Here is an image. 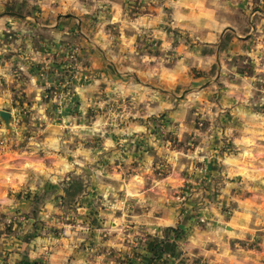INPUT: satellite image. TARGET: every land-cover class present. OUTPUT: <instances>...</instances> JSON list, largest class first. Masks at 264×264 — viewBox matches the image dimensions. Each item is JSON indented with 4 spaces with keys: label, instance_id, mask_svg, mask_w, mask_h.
Masks as SVG:
<instances>
[{
    "label": "crops",
    "instance_id": "obj_1",
    "mask_svg": "<svg viewBox=\"0 0 264 264\" xmlns=\"http://www.w3.org/2000/svg\"><path fill=\"white\" fill-rule=\"evenodd\" d=\"M8 1L0 0V4L6 6ZM209 2L218 5L210 7ZM14 5L20 10L21 16L0 17V37L5 36L4 30L8 25H13L15 30L14 35L5 37L14 38L7 40V49L11 54L6 56V49H3L8 60L0 53V110L10 105L13 109L27 106L30 115L25 121L19 122L25 124L30 134L36 133L35 136H28V144L34 145L36 140H39L38 143L44 142L48 149L43 151L56 156L53 165L42 166L39 170L49 179L42 180V195L38 201L31 202L28 199L18 203L27 212L38 209V217L47 216L58 209L65 219L73 217L76 223V228L65 232L67 236L63 238V245L52 255V264H65L64 260L71 253L74 257L72 264H109L99 263L96 258L90 257L94 248L91 244L89 246L92 235L89 225L92 220L99 221L100 218L112 216L110 212L103 215L98 208L102 204H113L110 197L113 186L108 178L115 179L117 176L114 177L113 172L108 175L107 166L119 163L133 165L137 172L133 179L120 185L126 188L127 193L137 195L139 204L159 203L158 198L163 199V203L173 200L172 190L185 187L186 180V186L195 184L197 188L203 186L204 182L210 185V189L216 185L222 194H213L210 199H214L215 203L233 200L236 211L233 216L227 217L216 205H213V209L201 210L205 218L215 221L214 227H196L195 213L189 212L179 217L173 208L166 214L153 213V217H150L144 212L138 213L137 217L153 223L155 231H161L160 227H175L179 224L184 229L193 226L192 241L199 247L198 252L209 256L211 263L264 264V251L258 254L254 249L237 247L240 239H254L259 228L257 225L260 220L264 221V97L261 102L256 100L254 97L259 87L253 81L254 77L240 74L247 60H258L257 49L262 43L257 47L253 40L241 38L239 25L236 26L237 34L232 32L235 35L225 31L219 34L223 28L233 26L217 13L219 6L226 7L227 4L220 0H169L166 5L173 8L170 15L165 4L158 0H16ZM150 7L151 12L144 11ZM167 25L189 30L196 45L190 48L178 36L173 38L167 31ZM141 26L147 29L142 30ZM83 28L88 29L89 35L85 34ZM144 34H149L153 42L158 40L157 49L166 54L161 59L169 61L171 54H174L188 59L189 63L183 65L180 60L172 67L163 64L162 68L161 63L159 66H150L156 56L148 54L144 47L139 49L137 46L139 40H142L141 45L148 42ZM0 41L3 45L4 42ZM69 48L77 51L74 62L68 60ZM120 63L123 68L119 66ZM16 64L27 66V83H23L20 75L14 72ZM146 65L149 69L145 68ZM215 66V76L219 74V80L227 84L216 109L220 113V120L228 126L225 132L234 145V152L226 154L220 151L222 142L213 140L209 143L208 133L200 132L202 136L195 150L173 151L166 148L171 153L166 154L171 161V173L164 180L156 178L158 176L154 172L155 158L164 149L160 147L159 140L155 141V135L146 134L148 127L144 120H134L132 124L126 123L115 128L109 125V121L106 127H102L101 122L94 118L93 121L88 120L89 116H85L91 109L103 104L97 101V95L103 89L104 103L111 104L112 99L130 96L145 110L144 113L139 112L140 116L159 115L163 110L160 92L155 89L149 92L141 82L127 81L130 75L139 79L145 75L154 77L153 80L164 78L167 84L175 85L187 80L191 68L210 72ZM100 74L104 76L96 78ZM119 76L124 77L123 80L114 79ZM70 77H73L72 86L64 88L62 83ZM230 77L236 80L232 82ZM51 87L54 88L50 90V96H46ZM231 98L234 101L232 105L229 103ZM9 112L14 118L13 112ZM78 112H82L86 120L82 116L78 119ZM167 113V121L179 124L178 140L189 143L198 130L196 125L192 126L195 121L190 119L189 105L181 103L170 108ZM128 114H132V111H128ZM223 116L226 118L223 119ZM219 117L212 120L220 124ZM71 120L73 125L70 128ZM98 133L104 137L100 145H107L106 149L109 150L118 138L128 142L121 146L119 152L109 153L104 149L107 154L105 157L97 155V159L91 160L89 158L93 157L95 150L92 148L82 150L73 146L71 149L77 157L71 163L57 153L60 147L82 143L83 137L93 138ZM142 139L148 142L143 148L140 147ZM203 140L206 143H202ZM246 153L249 154L248 158H245ZM7 155L4 164H11L12 154ZM181 155H195L198 160L203 159L204 164L207 163L206 169L201 166L197 169L194 157L192 160L185 159L183 165L180 162ZM95 162L96 167L87 169ZM15 163L16 167L21 165L19 173L25 174L30 172L27 169L35 168V163L39 161L30 158ZM195 169L196 173L189 174L190 170ZM15 172L18 171H12ZM8 173L7 169H0V183L8 186L14 182L17 184V181L7 176ZM150 177L154 180L147 188L144 184ZM32 182L29 188L34 184L37 186ZM162 189H169L170 195H157ZM200 191L189 199L192 204L196 203V199L207 200L211 195L209 191L207 194ZM60 200L65 203L63 207L58 204ZM111 222L114 223L113 218ZM113 227L116 228L115 225ZM261 237L264 245V234Z\"/></svg>",
    "mask_w": 264,
    "mask_h": 264
},
{
    "label": "rangeland",
    "instance_id": "obj_2",
    "mask_svg": "<svg viewBox=\"0 0 264 264\" xmlns=\"http://www.w3.org/2000/svg\"><path fill=\"white\" fill-rule=\"evenodd\" d=\"M149 1L152 2V0H147V2ZM167 1L169 0H158V2L165 4L168 10V15H170L173 8L166 5ZM220 1L226 3L227 5L226 7L219 6L217 13L230 21L229 23H232L233 26L223 28L219 34L225 31L231 35H235V33L237 34L238 32L236 26L239 25V30L241 31L242 35L241 38L253 40L257 47L260 45V43H262V46L258 47L257 49L258 60L255 62H253L251 59L247 60L244 63L242 73H240L244 74L245 76L254 77L253 81H255V83L258 85L257 87H259L258 89L256 86H254L258 89V93H256L257 98H254L261 102L264 97V70H262L264 64V0ZM14 2L16 3V0H12L13 4H11V0H9L6 3V6L0 4V17L21 16L20 10L16 9ZM217 5L218 4L209 2L210 7ZM144 11L151 12V7L149 9H145ZM168 22L170 24V20H168ZM167 26L169 27V25ZM142 28L147 29L146 26H141V29ZM14 31L13 25H8L4 30L5 36L0 37V39L4 42L3 45L0 43V53L2 57H5L6 59L8 58L6 56L11 54L7 49L9 46L7 40L10 41L14 38L13 36L9 37V39L5 37L8 34L14 35ZM83 31L85 34L89 35L87 28H83ZM167 31L171 36H174L173 38L178 36L182 42L190 48L196 45L193 35L189 30L169 27V30ZM233 31H235V33H232ZM143 37L148 39V42L141 45L142 40H139V45H137L138 48L140 49L144 47L148 54L156 56L155 59L151 60L150 66L153 64L159 66L158 64L161 63L162 68L163 64L164 66L172 67L175 65V63H179L177 61L180 60L183 61L181 62L183 65H187L186 62L189 63V60L186 58L183 59L181 55L171 54L169 61L161 59L163 58L162 55L164 56L166 54L162 53L160 49H157L158 40L153 42L149 34H144ZM3 49H6V51L4 50L6 56L3 54ZM76 52L77 51L74 48H69V61H75L74 55ZM148 62L149 60H147V63ZM229 62L232 61L230 60ZM119 66H122L121 63ZM14 67V72L20 75L23 83H27L28 79L27 75H25V73L28 71L27 66L24 64H16ZM146 67L149 69L147 65L145 68ZM216 69L217 66H215L212 71L206 72L202 69L200 70L197 68H191L187 73V80H182L180 83L175 85L167 84L164 78H161L160 80H153L154 77L145 75L139 79L138 77H133L130 75L127 81L130 82L133 80L141 82L144 87L148 89L147 91L154 92L155 89L160 92L162 104L161 109L163 110L159 115H152L150 117L140 116L141 114L139 115V112H143L145 110L140 107V103H137L135 98H130V96L129 98L120 97L117 100L112 99L113 103L111 104H109L110 102L104 103L105 90L103 89L102 93L97 95L99 96L97 101H101L103 104L99 105V107L94 108L93 110L91 109L90 112L86 113L85 116L86 118L89 116L88 120L93 121L94 118L96 121L101 122L102 127H106V122L109 121V125L115 128L118 126L122 127L126 123H128V125L132 124L134 120V122H137L136 120H144L148 127L146 134L155 135V141L159 140L160 147H163L164 149L163 152H159V155L161 156L157 155L154 162L156 165L154 172L158 176L156 178L164 180L171 173V161L168 159L169 157L166 156V154L171 155L168 150H195L197 148L196 146L199 145V138L202 136L199 134L200 132L208 133L207 140L209 143H212L213 140L216 143L219 141L222 142L223 145L220 146V151L226 154L234 152V145L232 141L227 138V134L225 132V129H227L228 126L224 121L222 122L220 120V113L218 114L216 109V106L219 104V100L221 99V95L224 94L223 88L227 86L226 82L219 80V74L215 76ZM103 76L104 75L100 74L97 75L96 78H101ZM123 78L124 77L119 76L115 77L114 79L123 80ZM230 79L232 82L236 80L232 79V77H230ZM88 80L89 79H86V81ZM72 83L73 77H70L62 84L64 88H66L72 86ZM53 88L54 87H51L49 91ZM51 92L52 91H50L46 96H50ZM259 94H261V96ZM181 103L189 105L190 119L195 121L192 126L196 125L198 127L197 131L195 129L196 132L193 134L189 143L178 140L179 124L174 121H167L165 119L166 117L169 118V113H167L169 109L176 107ZM229 103H231V105L234 103L232 98L230 99ZM166 104L168 105L166 106ZM3 110H9L13 112L14 118L12 116V121L9 125H6L0 118V169H7L9 171L7 176H10L12 180L17 181V184L14 182V184L8 186L0 183V264H52V255L56 253V249L58 247L63 245V238L67 236L65 232L76 228L75 219L73 217H67L65 219L58 209L51 212V214L48 213L47 216L41 215L38 217V209H31L30 212H27V209L23 207L21 208L23 205H21V203L19 204L18 201L21 202L28 199L31 202L38 201L39 197L42 195L40 184L42 183V180L46 181L49 179L48 177L40 174L39 170L42 166L53 165V161L56 156H51L43 151L46 148L48 149V146L44 142L38 143L39 140H36L34 145L28 144V136H35L36 133L32 132L30 134L28 130H26L27 128L25 124L22 125L20 123L28 119L27 117L30 115L31 111L27 106L13 109L12 105H10L7 107V109L4 108ZM147 110L148 109L146 108V111ZM128 111H130V113L132 111V114H128ZM223 113L227 114L230 112ZM76 116L79 117L78 119H80L81 116L84 118L82 112H78ZM215 117H219L220 124H217L212 120V118ZM225 118L226 117L223 116V119ZM84 120L86 119L84 118ZM72 121L73 120L69 122V126L73 125ZM103 139L104 137L99 136V133L94 135L93 138L83 137L82 143H70V147H60L57 149V153H59L60 156H65L64 159L66 162L71 163L77 157L71 149L73 146L79 147L82 150L92 148L95 150L93 157L89 158V160H91L92 158L97 159V155L99 157H105L107 155V151H109V153L113 151L119 152L121 151V146L128 142V140L125 141L118 138L117 141H115L118 144L116 143L115 145L111 146L109 150L106 149L108 148L107 145H100L102 142H104ZM141 143V148H143L145 144L148 145V142H146L144 139H142ZM202 143H206V141L203 140ZM100 147L102 148L100 149ZM104 149H106V152H104ZM10 153L12 154V158L10 159L11 164H4V157L8 156L7 154ZM183 156L181 157L180 161L183 163V165H185V159L192 160L193 157H197L195 155H190L189 157ZM248 157L249 154L246 153L245 158ZM30 158L38 159L39 163H35V168L27 169L30 171L29 173L20 174L19 171L22 170L21 165L19 164L18 167H16L15 162H21ZM196 160L197 163L195 162V166H197V169L200 166L206 169L207 163L204 164L203 159L198 160V158H196L195 161ZM96 166L97 165L95 162L90 167H87V169L90 170L92 167ZM111 166L112 167H110V165L107 166V169L109 170L107 172L108 175L109 172H113V176L118 177H115V179L111 177L108 178L113 186L112 194L110 195L113 204H102L101 208H98V210L101 211L103 215H106V212L108 214L110 212L112 216H109L110 219L109 217L107 219L100 218L99 221L92 220V222H90L89 226L92 230V235L91 240L89 241V246L91 244V246L94 248V251H92V256H90L92 259L96 258L99 263L108 262L109 264H111V262L112 264L223 263L222 261H215L211 263L209 261V256L203 254L202 252H198L199 247L196 246V244L192 241L194 230L193 226L184 229L179 224L175 227H160L161 231H155L153 223L145 222L147 219H139L137 217L138 213L144 212L150 217H153V213L160 215L161 213L166 214L169 211H172L173 208L179 217L189 212L192 214L195 213L194 222L196 227L206 228L208 225L209 227H214L215 221L210 218H205L203 214H201V210H210L213 209V205H216L221 209V211L225 213L227 217L233 216L236 211V206L233 204V200H229L228 202L226 199L225 202L216 201L217 203H215L213 201L214 199H210V196L213 194H222V191H219V188H217L216 185L210 189V185L205 184L204 182L203 186L197 188L195 184L186 186V180L184 181L185 187L183 186L181 189L174 188L172 190L171 194L172 197L174 196L173 200L163 203V199L158 198L159 203L146 202L144 204H139L137 201L138 196L127 193L126 188L124 189L123 186L120 185V183L125 185L126 182L133 179V175L137 174L134 166L125 163H119L115 166ZM197 169L190 170L189 174L196 173ZM13 170L18 172L12 173ZM152 177H150L144 184L147 188H150V184L153 183L154 179ZM31 181L35 182L37 186L34 184L33 187L29 188V183ZM200 190H202L203 194H207L209 191L211 195H209L207 200L199 199L198 201L196 199V203L192 204L191 200L189 201V199L192 197V195H194V193L201 192ZM150 191L155 193L154 190ZM159 192L161 193H157V195L160 196L165 194V196L168 197L171 191L169 189H162L159 190ZM12 198L14 200L16 199L17 201H13ZM62 200H60L58 203L61 207H63L65 204ZM217 200L219 201V198ZM153 204H156V206H153ZM96 212L98 213V211ZM112 218L114 219L113 224L111 222ZM113 225H115L116 228H114ZM257 227L259 228L256 229V237L254 239H240L241 242L238 243L237 247H247L254 249L258 254L262 253L264 251V245L262 244L261 235L264 234V221L262 222L260 220ZM93 239L95 241H93ZM32 254L34 256H32ZM73 258V253L69 254L67 259L64 260L65 264H72ZM263 260L264 259H262V261Z\"/></svg>",
    "mask_w": 264,
    "mask_h": 264
},
{
    "label": "water",
    "instance_id": "obj_3",
    "mask_svg": "<svg viewBox=\"0 0 264 264\" xmlns=\"http://www.w3.org/2000/svg\"><path fill=\"white\" fill-rule=\"evenodd\" d=\"M0 118L6 125H9L12 121V114L7 110H0Z\"/></svg>",
    "mask_w": 264,
    "mask_h": 264
},
{
    "label": "trees",
    "instance_id": "obj_4",
    "mask_svg": "<svg viewBox=\"0 0 264 264\" xmlns=\"http://www.w3.org/2000/svg\"><path fill=\"white\" fill-rule=\"evenodd\" d=\"M159 254V253H158ZM159 256H160V254H159Z\"/></svg>",
    "mask_w": 264,
    "mask_h": 264
}]
</instances>
